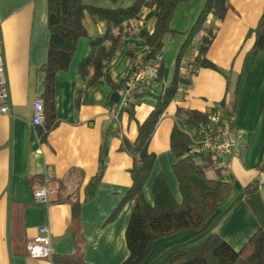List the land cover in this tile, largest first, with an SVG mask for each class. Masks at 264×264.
Listing matches in <instances>:
<instances>
[{"label": "crops", "instance_id": "crops-1", "mask_svg": "<svg viewBox=\"0 0 264 264\" xmlns=\"http://www.w3.org/2000/svg\"><path fill=\"white\" fill-rule=\"evenodd\" d=\"M207 0H184L175 9L172 31L165 34L164 66L134 108V115L119 111L131 63L137 53L146 51L143 37L135 36L140 27L152 32L154 16L129 23L130 33L123 36L121 48L104 69V75L83 90L85 81L77 65L86 56L90 37L102 36L107 25L89 14L69 69L56 75L54 95L55 125L51 115L42 125L33 124L34 102L43 99L49 51L48 1L0 0V54L4 57L9 95V112H0V264H61L54 261L76 252L73 228V202H80V249L89 264H122L129 256L126 229L133 208L124 195L131 186L133 156L123 148V140L134 142L139 127L155 108L159 95L170 86L179 66V75L188 84L178 87L155 127L148 150L155 155L144 194L154 206V180L162 176L175 200L180 203V185L173 166L178 160L171 145L174 127L193 134L196 127L186 122L180 110L206 113L222 100L235 98L234 130L242 135L239 155L228 157L219 176L208 170L210 178L232 183V189L215 216L201 231L185 230L155 241L146 264H161L172 252L195 246L218 235L235 250H240L259 228L258 219L241 191L258 183L264 199V53L253 51L264 0H228L223 19L209 15L208 26L214 38L207 51L208 60L219 70L196 65L203 34H195L181 54L187 33L195 24ZM180 57V58H179ZM104 142V143H103ZM103 143V144H102ZM103 152L102 177L97 190L85 198V187L98 173ZM50 171L58 187L48 204L35 203L33 190L42 185ZM41 226L51 231L54 255L34 258L24 244L36 237ZM13 235L16 244H13Z\"/></svg>", "mask_w": 264, "mask_h": 264}, {"label": "trees", "instance_id": "trees-1", "mask_svg": "<svg viewBox=\"0 0 264 264\" xmlns=\"http://www.w3.org/2000/svg\"><path fill=\"white\" fill-rule=\"evenodd\" d=\"M48 1V27L50 30V41L47 62L42 66L45 71L43 104L45 117L51 115L49 129L55 125L54 95L56 75L60 71L69 69L72 59L77 50L81 37L87 36L84 19L87 14L105 21L106 32L99 37L88 38V51L85 57L77 65V73L85 81L83 89L77 92L76 100L80 97L87 86L103 77L107 64L116 56L117 50L121 48L122 37L130 33L129 23L139 20L143 16L144 9L148 10L145 19L154 16L156 18L155 28L149 32L143 26L136 32L135 36L145 38L147 49L143 52L145 58H153L162 52L164 46V35L171 32V21L175 8L184 0H134L124 5L122 0H105L110 5H94L84 0H46ZM264 6V5H263ZM195 24L187 33L181 54L190 45L195 34H203L196 57V65L219 70L217 65L208 60L206 54L208 46L215 36L214 27L207 25L209 15L223 19L229 10L228 0H207L202 7ZM255 33L253 51L264 53V10L259 18ZM180 58V57H179ZM135 59H133L134 61ZM133 63V62H132ZM132 65V64H131ZM164 63L160 69L159 77L162 75ZM179 73L177 65L174 78L170 86L165 87L159 95L155 108L147 115L146 119L139 124L138 133L134 142L123 140V148L133 156V165L129 169L132 177L131 186L124 195L125 200L133 201V208L126 229V241L129 256L122 264H146L151 247L160 238L174 235L185 230L201 231L211 218L215 216L223 204L232 183L218 179L222 169L218 163L209 155L191 156L186 154L191 143L190 136L179 128L174 127L171 135V145L178 160L172 167L179 181L182 201L178 203L165 179L160 175L154 180L153 195L154 206L147 202L144 194V185L147 181L155 155L149 152V141L154 134L155 127L162 114L165 112L170 101L177 93L178 87L188 84L189 79L183 78ZM125 87V85H124ZM148 92V91H147ZM146 92V93H147ZM143 94H137L135 100L119 111L127 110L130 116L134 115L136 103L140 101ZM229 102L222 100L217 108L203 113L196 110H180L186 117V122L191 127L207 124L210 113L220 112L227 122L230 130L234 129L235 98ZM104 143V142H103ZM102 143V144H103ZM103 152L100 156L98 173L85 187V198L93 196L97 190L98 183L102 177ZM264 168V162L261 169ZM213 169L218 178H210L208 170ZM258 183H250L241 191L245 199L258 219L259 228L250 237L247 243L240 249L235 250L227 241L218 235H212L207 240L188 248L172 252L161 264H264V199L259 191ZM80 202H73V228L76 252L70 255L55 257V262L61 264H89L83 257L80 249L83 246V238L79 232ZM13 235V244H16ZM27 241L24 244L25 250Z\"/></svg>", "mask_w": 264, "mask_h": 264}, {"label": "built area", "instance_id": "built-area-1", "mask_svg": "<svg viewBox=\"0 0 264 264\" xmlns=\"http://www.w3.org/2000/svg\"><path fill=\"white\" fill-rule=\"evenodd\" d=\"M0 54V112H9V95L4 57ZM164 61L163 52L153 58H145L143 53H137L131 63L130 74L125 83L123 100L120 108L126 107L135 100L137 94L149 91L153 81L158 79L160 69ZM43 99L38 98L34 102L33 124L42 125L45 118ZM222 114L218 111L210 113L207 124L196 127L190 134L191 143L187 153L191 156L209 155L220 166L228 165V157L239 155L242 146V135L230 130ZM54 175L46 171L44 183L33 190V199L38 204H48L53 194L57 193ZM51 231L48 226H41L36 237L31 238L26 245L28 255L34 258H52L54 255Z\"/></svg>", "mask_w": 264, "mask_h": 264}, {"label": "rangeland", "instance_id": "rangeland-1", "mask_svg": "<svg viewBox=\"0 0 264 264\" xmlns=\"http://www.w3.org/2000/svg\"><path fill=\"white\" fill-rule=\"evenodd\" d=\"M133 1L134 0H122L124 5H128ZM84 2L94 4V5H102V6L110 5V3L105 0H84ZM208 176H209V173H208Z\"/></svg>", "mask_w": 264, "mask_h": 264}]
</instances>
